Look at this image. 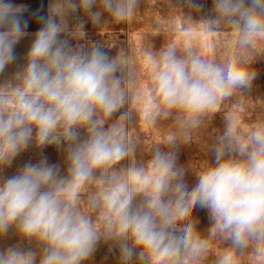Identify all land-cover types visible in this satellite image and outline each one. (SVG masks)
Listing matches in <instances>:
<instances>
[{"label":"clouds","instance_id":"clouds-1","mask_svg":"<svg viewBox=\"0 0 264 264\" xmlns=\"http://www.w3.org/2000/svg\"><path fill=\"white\" fill-rule=\"evenodd\" d=\"M139 2L52 0L24 67L0 82V170L30 144L64 146L66 163L63 174L45 158L0 179V236L14 229L40 250L8 247L0 264H37L38 255V264H83L101 240L118 246L121 264H264V116L245 119L255 77L249 65L264 54V0H213L211 16L195 27L207 36L227 34L226 58L217 62L175 43L146 51L151 84L132 93L125 58H109L96 45L73 49L61 36L77 9L97 25L104 13L121 23ZM23 12V5L0 0V75L27 35ZM70 34L82 37L83 24ZM233 98L214 163L199 167L189 190L173 149L192 141ZM134 113L145 125L175 120L164 148L156 146L147 160L136 159L128 131ZM198 207L210 219L205 232L193 215Z\"/></svg>","mask_w":264,"mask_h":264},{"label":"rangeland","instance_id":"rangeland-1","mask_svg":"<svg viewBox=\"0 0 264 264\" xmlns=\"http://www.w3.org/2000/svg\"><path fill=\"white\" fill-rule=\"evenodd\" d=\"M193 5L190 6L188 0H161L159 3L152 4L140 0L137 7V33H125L122 35H105L96 36L85 35L86 40L82 47L83 40L74 39L73 44L78 47L71 46L73 49L88 51L92 46H100L109 58L123 57L128 61L125 69V78L129 83L132 93L140 88H148L151 84L150 70L144 64V53L146 51L157 52L170 43H175L179 48L195 47L209 58L221 62L226 58L227 49L226 42L229 36L222 33L218 36H207L200 31L196 24L199 20L210 17L212 12L213 0H192ZM106 18L109 14L104 13ZM191 16L192 21L189 22L187 17ZM108 21V22H107ZM106 21V29L112 30L116 26L112 20ZM192 24L190 31H185ZM158 34H155V33ZM160 33V34H159ZM71 36L62 35L61 38H69ZM81 38V37H80ZM34 36H24L15 47L16 60L6 67L3 75H0V82L9 79L16 71L21 70L25 63V57ZM250 70L255 73V77L251 82L250 88L246 90L248 96V111L246 113V121L252 122L258 117L264 116V54H258L249 65ZM119 75V73H117ZM228 100L225 102L220 113L216 114L206 125L194 134L192 141L180 144L174 148L176 154V163L178 167L184 169V181L189 190L196 183L195 172L204 163H214L213 147L218 135L224 128V116L230 110L233 102ZM127 107V106H126ZM124 111V109H121ZM120 112H117L112 119H117ZM175 120L170 117L168 119L159 118L151 125L143 124L138 117L133 115L132 121L128 125V131L133 140L137 143L136 159L138 161L150 158L152 150L160 145L164 148L163 141L174 130ZM81 139L84 138V130H80ZM168 150V149H165ZM47 159L49 164L57 165L61 174L66 171L65 149L64 146L47 145L43 148H37L34 144H30L27 150L21 152L12 162L10 166H6L0 170V179H6L18 173V171L27 163H38L41 159ZM126 163V162H125ZM194 218L197 220V228L201 232H205L210 225V219L205 209L196 208L194 210ZM8 247H20L23 250H35L39 253V248L35 242L23 240L14 229H9L8 233L0 236V251L6 250ZM39 255L37 256V264ZM83 264H121L120 252L118 246L112 241L101 240L93 255L83 262ZM132 264H138L133 260Z\"/></svg>","mask_w":264,"mask_h":264},{"label":"crops","instance_id":"crops-1","mask_svg":"<svg viewBox=\"0 0 264 264\" xmlns=\"http://www.w3.org/2000/svg\"><path fill=\"white\" fill-rule=\"evenodd\" d=\"M142 2L146 1L147 3H152L156 4L159 3L161 0H141ZM205 1H210V0H205ZM12 2L16 5H23L24 6V12H23V17L22 19L26 21L27 27H26V32L27 35L34 36L35 31H37L41 26V22L39 20L40 16H44L48 14L50 4L52 0H12ZM97 7L93 6L91 11H96ZM58 19V18H57ZM110 20L111 18L103 14L101 17L102 23L100 25L94 24L91 20V17L82 9H77L75 12L70 13L69 15L66 16L67 23L69 25V32L63 33L62 35L66 36H71L69 38H65L67 40H71V46L75 47V44H73L74 41V36L72 38V35L70 34L71 30L79 25L83 24V31L84 35H93L96 36V40L98 36H105L107 35H122L127 33H137V28H136V21H137V9L134 13V15L126 21H123L121 23H116L112 20V22L116 25L112 30L106 29V21ZM108 22V21H107ZM155 34H158L157 32ZM160 34V33H159ZM26 36V35H25ZM75 37V39H82L83 43L82 47H86L88 44H84V41L86 40L84 37ZM99 38V37H98ZM80 45V44H79ZM79 45L76 44V47Z\"/></svg>","mask_w":264,"mask_h":264}]
</instances>
